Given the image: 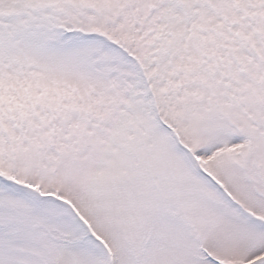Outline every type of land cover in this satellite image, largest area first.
Instances as JSON below:
<instances>
[{
    "label": "snow or ice",
    "instance_id": "snow-or-ice-1",
    "mask_svg": "<svg viewBox=\"0 0 264 264\" xmlns=\"http://www.w3.org/2000/svg\"><path fill=\"white\" fill-rule=\"evenodd\" d=\"M0 264H264V0H0Z\"/></svg>",
    "mask_w": 264,
    "mask_h": 264
}]
</instances>
